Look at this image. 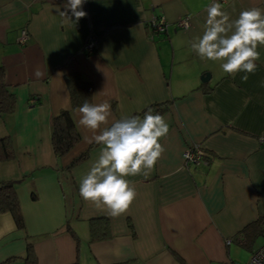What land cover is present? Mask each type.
I'll return each instance as SVG.
<instances>
[{"label": "crops", "instance_id": "crops-1", "mask_svg": "<svg viewBox=\"0 0 264 264\" xmlns=\"http://www.w3.org/2000/svg\"><path fill=\"white\" fill-rule=\"evenodd\" d=\"M212 2L86 0L87 15L77 21L59 14L66 0H0V66L15 95L13 111L0 113V141L9 140L14 154L0 160V182L15 184L24 220L19 229L9 212L0 213V264H25L27 242L36 264H238L232 238L264 216V46L246 81L244 73L233 77L219 62L201 60L190 45L202 35ZM215 2L232 19L264 9V0ZM152 15L167 20V33L150 36ZM184 17L188 26H176ZM21 29L29 39L19 45ZM73 71L91 82L92 104H111L104 127L170 103L162 114L169 133L159 141L165 152L147 176L126 177L137 195L117 217L79 195V179L102 144L65 168L95 143L87 142L92 132L80 125L78 108L70 115L80 141L64 157L52 152V117L71 109L63 78ZM195 145L203 162L186 165L183 153ZM97 217L108 220L110 236L90 241L88 223Z\"/></svg>", "mask_w": 264, "mask_h": 264}, {"label": "clouds", "instance_id": "clouds-1", "mask_svg": "<svg viewBox=\"0 0 264 264\" xmlns=\"http://www.w3.org/2000/svg\"><path fill=\"white\" fill-rule=\"evenodd\" d=\"M86 0H66L59 14L68 19H79ZM59 11V9H58ZM207 16L203 33L191 42V49L201 60L219 62L221 70L230 76L254 74L260 59L258 47L264 46V9L252 7L240 11L237 18L213 2L205 9ZM69 12L71 15H69ZM43 73L37 68L34 76ZM79 123L92 132L88 143L102 144L98 158L89 171L79 179V195L98 209L117 217L124 214L136 198V189L126 177L147 176L165 152L159 142L169 133L165 117L148 109L143 117L123 116L110 126L111 104L89 103L78 108Z\"/></svg>", "mask_w": 264, "mask_h": 264}, {"label": "trees", "instance_id": "trees-1", "mask_svg": "<svg viewBox=\"0 0 264 264\" xmlns=\"http://www.w3.org/2000/svg\"><path fill=\"white\" fill-rule=\"evenodd\" d=\"M0 66V113H10L15 107V95L10 93L7 89L4 80V69ZM65 83L67 86V91H69L71 109H61L56 115H53L51 125V146L53 153L58 157H64L74 149V147L80 141L81 138L78 129L75 127L71 114V110L79 108L86 100L91 103L92 100V84L90 81L84 80L81 75L76 72H69L65 74ZM170 103H153L145 108V110L140 111L138 115L143 116L144 113L151 109L153 114L162 115L166 110H168ZM96 143H92L87 147L86 150H82L79 154L74 156L69 163L66 165V170H71L79 163L84 162L88 158V153L92 146ZM12 145L9 140L0 141V160H7L13 158ZM15 184L12 181H2L0 182V213L9 212L13 217L15 222V227L19 229H24V220L20 208L19 199L16 192L14 191ZM34 196V195H33ZM108 220L105 217L91 218L89 221V240L97 241L108 238L110 235V228ZM73 237L75 233L67 228ZM257 234L264 235V216H260L255 221L250 222L244 226L240 231H238L232 238L233 242L247 247L250 241ZM77 239V237H75ZM32 244L27 242L26 253H25V264H36L34 253L32 251ZM13 258L8 259L11 261ZM5 261V262H7ZM78 264V263H74Z\"/></svg>", "mask_w": 264, "mask_h": 264}, {"label": "built area", "instance_id": "built-area-1", "mask_svg": "<svg viewBox=\"0 0 264 264\" xmlns=\"http://www.w3.org/2000/svg\"><path fill=\"white\" fill-rule=\"evenodd\" d=\"M168 22L162 15H152L149 20H147V26L150 36L152 37L154 34H164L168 31ZM189 24L188 19L186 17L176 23V26L179 27H187ZM29 39V34L26 32V29H21L19 31V35L16 39V42L20 45L27 42ZM94 45V41H89L87 44L88 51H92ZM259 143L264 144V136L259 138ZM204 152L200 148V146H190L184 153L183 159L185 164H198L203 162ZM248 264H264V244L259 246L253 252H251V256L249 258Z\"/></svg>", "mask_w": 264, "mask_h": 264}, {"label": "rangeland", "instance_id": "rangeland-1", "mask_svg": "<svg viewBox=\"0 0 264 264\" xmlns=\"http://www.w3.org/2000/svg\"><path fill=\"white\" fill-rule=\"evenodd\" d=\"M262 244H264V235L262 234H257L255 237H253L247 247H243L234 242L231 246L233 249L232 260L238 264H248L251 252H253Z\"/></svg>", "mask_w": 264, "mask_h": 264}, {"label": "water", "instance_id": "water-1", "mask_svg": "<svg viewBox=\"0 0 264 264\" xmlns=\"http://www.w3.org/2000/svg\"><path fill=\"white\" fill-rule=\"evenodd\" d=\"M209 78V73H204L202 76H201V81L205 83V81H207Z\"/></svg>", "mask_w": 264, "mask_h": 264}]
</instances>
